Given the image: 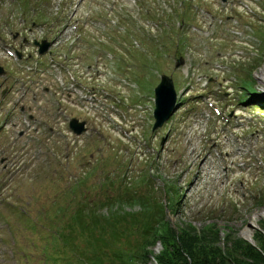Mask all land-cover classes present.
I'll return each instance as SVG.
<instances>
[{
  "label": "rangeland",
  "instance_id": "374dc122",
  "mask_svg": "<svg viewBox=\"0 0 264 264\" xmlns=\"http://www.w3.org/2000/svg\"><path fill=\"white\" fill-rule=\"evenodd\" d=\"M122 2L0 0V264H84L82 255L106 264L95 241L109 244L110 227L93 216L142 219L137 195L167 204L175 231L213 224L217 247L227 250L226 232L264 253V0H139L128 21ZM98 12L121 17L117 27L135 20L137 43L124 36L127 45L111 57L102 48L117 47L121 32L112 30L111 44L94 46L99 37L87 35L101 33ZM41 38L54 39L50 53L37 52ZM47 57L66 70L19 66L47 65ZM163 73L182 87L179 107L152 129ZM193 74L208 82L200 96ZM73 80L80 87L65 91ZM90 85L100 96L81 100ZM253 91L255 99L236 98ZM70 118L87 131L72 133ZM160 250L157 242L147 264H158Z\"/></svg>",
  "mask_w": 264,
  "mask_h": 264
},
{
  "label": "trees",
  "instance_id": "16d2710c",
  "mask_svg": "<svg viewBox=\"0 0 264 264\" xmlns=\"http://www.w3.org/2000/svg\"><path fill=\"white\" fill-rule=\"evenodd\" d=\"M148 200L150 199L143 195H137L133 199L145 212L142 219L123 211L102 218L93 216L91 222L94 224L102 223L110 227L112 237L109 238V244L101 240L95 241V252L108 260L106 264H147L152 247L157 242L161 245V250L154 254L158 264H264L262 251L226 232L223 240L227 250L217 247L215 243H219V230H213L212 228H216L213 224L200 231H196L190 224L179 226L178 231H175L166 218L169 206ZM131 201L122 203L131 204ZM89 213L92 212L89 210ZM76 216L81 219L83 214ZM121 240L124 244L117 246L116 241ZM81 260L84 264L97 263L92 256L86 258L82 255Z\"/></svg>",
  "mask_w": 264,
  "mask_h": 264
},
{
  "label": "water",
  "instance_id": "95a60500",
  "mask_svg": "<svg viewBox=\"0 0 264 264\" xmlns=\"http://www.w3.org/2000/svg\"><path fill=\"white\" fill-rule=\"evenodd\" d=\"M168 79L167 78H163V80H162V82L160 83V85L156 88V95L158 96V100H159V96H160V93L161 94H164V95H166V93H168L167 91H163V88L165 87V88H167V89H169L170 88V85H169V81H167ZM161 88V89H160ZM163 91V92H162ZM173 95H168V96H166V97H164L163 98V100L162 101H160L159 100V102L160 103H158V105H159V107H160V109H158L157 110V112H156V115H157V119H158V122H157V124H161L162 123V121L167 117V115L170 113V111H171V109H172V107H173ZM169 104H171V105H169ZM161 106L163 107V109L161 110ZM171 106V107H170ZM170 109V110H169ZM162 111V112H161ZM164 111H165V113H164ZM164 114V115H163ZM163 116H164V118H163ZM161 117V118H160ZM159 119H162V120H159ZM161 122V123H160Z\"/></svg>",
  "mask_w": 264,
  "mask_h": 264
},
{
  "label": "bare ground",
  "instance_id": "6f19581e",
  "mask_svg": "<svg viewBox=\"0 0 264 264\" xmlns=\"http://www.w3.org/2000/svg\"><path fill=\"white\" fill-rule=\"evenodd\" d=\"M258 78H259L260 82H264V78L262 76H259ZM212 140H213L212 138H207L206 142H210Z\"/></svg>",
  "mask_w": 264,
  "mask_h": 264
}]
</instances>
